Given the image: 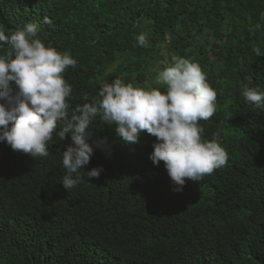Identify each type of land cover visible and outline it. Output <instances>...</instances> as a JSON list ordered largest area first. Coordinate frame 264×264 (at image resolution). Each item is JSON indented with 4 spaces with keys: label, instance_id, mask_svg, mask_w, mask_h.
<instances>
[{
    "label": "trees",
    "instance_id": "16d2710c",
    "mask_svg": "<svg viewBox=\"0 0 264 264\" xmlns=\"http://www.w3.org/2000/svg\"><path fill=\"white\" fill-rule=\"evenodd\" d=\"M29 23L46 47L77 61L64 72L72 87L69 118L116 78L145 87L174 54L198 63L217 92L214 116L200 121L202 137L211 141L219 131L229 159L176 192L164 162L150 159L161 141L145 131L127 145L98 114L88 129L90 161L67 191L62 158L74 144L71 133L60 140L63 124L48 141L47 157L0 141V264H97L67 236L82 230L94 239L115 226L141 238L109 240L126 259L116 257L117 264H209L194 249L196 241L219 255L209 253L218 259L214 264H264V105L242 95L245 85L264 93V0H0L6 36ZM141 34L146 45L137 42ZM8 48L0 42V56ZM10 87L15 95V82ZM0 104L10 108L6 100ZM100 168L99 178L89 180L86 173ZM138 188L155 191L154 197Z\"/></svg>",
    "mask_w": 264,
    "mask_h": 264
},
{
    "label": "clouds",
    "instance_id": "9594fccd",
    "mask_svg": "<svg viewBox=\"0 0 264 264\" xmlns=\"http://www.w3.org/2000/svg\"><path fill=\"white\" fill-rule=\"evenodd\" d=\"M44 23L51 24L52 21L45 17ZM259 27L255 26L256 29ZM0 42L9 46L6 54L0 56V99L10 105L9 108L0 104V129H3L0 141H7L14 151L35 158L47 157L48 141L63 124L58 133L60 140H65L71 133L74 144L63 152L62 164L67 170L62 179L65 190L79 184L78 172L90 161L93 148L87 143L91 137L88 129L98 114L107 125H116L117 136L127 145L138 143L140 133L145 131L161 141L154 145L150 159L156 165L164 162L171 181L178 186L173 189L176 192L182 191L186 180L199 182L228 163V152L220 143V132L214 133L211 141L202 137L204 128L200 121H209L214 116L217 92L198 63L174 54L170 62H162L163 70L158 71L152 84L145 87L125 84L116 78L112 83L103 84L98 97H93L91 103L77 106L69 118L67 99L72 87L65 80L64 72L77 64L70 53L46 47L38 38V26L33 23L15 30L10 37L0 30ZM137 42L146 45V35H139ZM253 51L257 56L261 55L259 47L254 46ZM10 82H15L18 87L15 95ZM153 84L160 87H153ZM161 87L166 91H161ZM242 95L257 107L264 105V93L258 89L245 85ZM83 99L87 101L88 95L84 94ZM10 122L12 127L9 129ZM106 143V140L98 141L97 146ZM102 170L87 172L88 179H98ZM73 174H77L75 178ZM134 190L146 197L155 194V191ZM114 228L115 232L95 233L94 239L80 230L81 234L77 237L74 233L68 235L67 240L88 260L93 258L97 264H117L116 257L126 259L117 245L109 244V240L135 243L141 238L117 226ZM196 243L194 249L203 259L209 264L217 262L218 259L209 254L219 256L213 249Z\"/></svg>",
    "mask_w": 264,
    "mask_h": 264
},
{
    "label": "bare ground",
    "instance_id": "6f19581e",
    "mask_svg": "<svg viewBox=\"0 0 264 264\" xmlns=\"http://www.w3.org/2000/svg\"><path fill=\"white\" fill-rule=\"evenodd\" d=\"M112 262H113V261H112ZM112 262H111V263H112Z\"/></svg>",
    "mask_w": 264,
    "mask_h": 264
}]
</instances>
